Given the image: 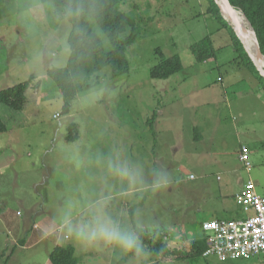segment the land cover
<instances>
[{"label": "rangeland", "instance_id": "1", "mask_svg": "<svg viewBox=\"0 0 264 264\" xmlns=\"http://www.w3.org/2000/svg\"><path fill=\"white\" fill-rule=\"evenodd\" d=\"M209 3L125 0L120 9L134 17L137 30L127 49L130 71L114 77L105 67L98 72L99 83L80 91L65 114L48 69L68 64L72 24L52 3L0 0V91L29 83L23 110L0 101L8 126L0 133V254L14 247L8 244L13 228L35 213V221L55 222V234L76 247L79 264H153L156 256L128 215V205L139 200L137 192L141 198L148 190L151 194L136 225L163 228L177 250H189L190 242L203 236L201 221L240 215L235 195L248 181L264 195V87L239 61L229 30L208 11ZM91 22L110 50L107 36ZM206 36L215 55L202 61L193 46ZM161 54L179 55L184 69L169 78L152 77ZM74 122L79 139L71 141ZM195 124L203 140L197 139ZM243 146L250 147L251 170L240 159ZM123 164L139 173L138 183L120 179L110 168ZM161 177L166 182L156 186ZM89 209H102L133 232L141 254L67 237L64 215L76 218ZM54 235L17 247L11 264L50 257ZM179 256L160 264H206L203 258ZM207 261L264 264L259 256Z\"/></svg>", "mask_w": 264, "mask_h": 264}, {"label": "trees", "instance_id": "2", "mask_svg": "<svg viewBox=\"0 0 264 264\" xmlns=\"http://www.w3.org/2000/svg\"><path fill=\"white\" fill-rule=\"evenodd\" d=\"M40 1L42 3L54 4L72 24L68 37L70 47L68 64L64 67L52 66L48 69L49 77L54 80L64 99L63 113L69 114L72 108V100L84 88H91L99 83L98 72L102 69L109 67L114 77L127 74L130 71L127 49L136 38V23L134 17L120 9V5L125 0ZM229 1L237 7L234 10L236 20L249 31L251 30L249 21L253 25L258 36L260 49L264 54V0ZM209 2L208 11L229 30L235 49L240 57L239 61L242 62L244 67L253 72L252 74L264 87V76L258 71L235 29L222 15L216 0H209ZM92 19L107 36L112 46L110 50L106 49L102 37L96 32L91 22ZM251 33L255 40L252 30ZM193 50L198 59L202 61L208 60L215 55L214 42L210 36H206L200 45H194ZM161 55V61L151 69L152 77L169 78L184 69L183 61L179 55L168 57L163 54ZM28 87L29 83L25 82L3 89L0 91V101L15 110H23L27 104L26 92ZM156 116L157 112L150 119L152 125L155 123V120L158 121ZM7 130L8 126L0 116V133ZM77 139H79V126L74 122L70 127L68 140L75 141ZM192 177L194 176L191 175ZM150 194L151 192L148 190L141 198V193L137 192L136 197L139 200L128 205V215L133 222L134 231L139 235V238L150 252L156 256L157 259L153 264H160L162 258L176 254H180L179 257L191 258L192 260L203 258L206 259V264L207 262L210 264L207 258L203 256L208 247L204 235L192 240L189 250H177L170 247L168 243L170 237L163 228L152 230L136 225L137 212L146 204ZM203 222H201V225ZM3 255L0 254V264H9V258H4ZM49 256L52 264H79L76 247L73 244L64 243L55 245ZM2 258L3 260L1 261Z\"/></svg>", "mask_w": 264, "mask_h": 264}, {"label": "built area", "instance_id": "3", "mask_svg": "<svg viewBox=\"0 0 264 264\" xmlns=\"http://www.w3.org/2000/svg\"><path fill=\"white\" fill-rule=\"evenodd\" d=\"M250 153L247 146L242 147L240 159L248 170L252 168ZM235 198L248 216L204 221L202 229L208 245L205 258L214 256L223 263L251 256L264 258V195L250 180Z\"/></svg>", "mask_w": 264, "mask_h": 264}, {"label": "clouds", "instance_id": "4", "mask_svg": "<svg viewBox=\"0 0 264 264\" xmlns=\"http://www.w3.org/2000/svg\"><path fill=\"white\" fill-rule=\"evenodd\" d=\"M110 168L116 176L128 180L130 184L139 182V173L131 170L126 164L110 165ZM165 182L162 177L158 178L156 186ZM63 220L68 236L75 237L80 243L94 245L103 242L106 245L119 247L125 252H135L137 255L142 252L138 237L102 209H89L76 218L65 214Z\"/></svg>", "mask_w": 264, "mask_h": 264}, {"label": "crops", "instance_id": "5", "mask_svg": "<svg viewBox=\"0 0 264 264\" xmlns=\"http://www.w3.org/2000/svg\"><path fill=\"white\" fill-rule=\"evenodd\" d=\"M194 130L197 134V139L203 140L204 136L200 132L199 125L195 124ZM139 154H140V152H139ZM250 155H251V153H250ZM245 187H246V185H244V187L241 190H243ZM235 200H236V198H235ZM236 203L238 204L237 201H236ZM239 207H240L242 213L245 214V216L242 215V213H241L240 215L235 216V217H221V218L210 217V218L205 219L204 221L210 220V219H230V218L231 219H242V218H245L246 212L241 208L240 205H239ZM34 215H35V213H32L31 217L25 218L23 220V222L21 223V225H17L13 228V230L11 232L13 234V237L11 239L9 238L8 244H10L11 246L13 245L14 247L12 248V250L9 253H6V252L2 253V255L4 254L3 255L4 258H9V264L13 263V261L17 258V251H16L17 247L22 249V247L26 248V247L34 246L41 239L42 236L45 238H48L49 236H53L55 234V231L57 233V231L59 230V227L55 226V222L50 221L48 218H46L44 221H41V220L35 221ZM201 222H203V221H201ZM48 223H50L52 226L48 227ZM39 227L41 229H43V231H44L43 233L40 232L41 230L38 231ZM54 236H55V241H54L55 245L64 244L62 242L64 236H62L61 234H55ZM66 236H68V234ZM49 255H50V253H49ZM263 260H264V258H263ZM36 264H52V262H51L50 257H48L46 259L37 258Z\"/></svg>", "mask_w": 264, "mask_h": 264}, {"label": "water", "instance_id": "6", "mask_svg": "<svg viewBox=\"0 0 264 264\" xmlns=\"http://www.w3.org/2000/svg\"><path fill=\"white\" fill-rule=\"evenodd\" d=\"M218 6L220 7V10H221V13L222 15L224 16V18L232 25V27L235 29L238 37L240 38V40L242 41L246 51L248 52L250 58L252 59V61L254 62L255 66L257 67L258 71L260 72V74L262 76H264V69L262 68L261 64L259 63V61L257 60L256 56L250 51V49L248 48V45H247V39H248V34L250 33L251 34V30L254 34V37H255V40H256V43H257V46H258V49H259V53L260 55L264 56L262 50L260 49V45H259V42H258V36H257V33L253 27V25L251 24V22L249 21L250 23V26H251V30L248 31V29H246V27L244 28L242 25H238L236 26L235 24H233L232 22H230L227 17L225 16V14H231L233 15L234 14V10H236V6H234L229 0H216ZM245 14V13H244ZM230 15V16H231ZM246 16V15H245ZM247 17V16H246Z\"/></svg>", "mask_w": 264, "mask_h": 264}, {"label": "bare ground", "instance_id": "7", "mask_svg": "<svg viewBox=\"0 0 264 264\" xmlns=\"http://www.w3.org/2000/svg\"><path fill=\"white\" fill-rule=\"evenodd\" d=\"M240 11L242 12V10L240 9ZM225 14V16L227 17V19L232 22L233 24H235L236 26L238 25H242L241 23H239L236 18L234 17V14ZM243 26V25H242ZM249 31V30H248ZM247 45L248 48L250 49V51L256 56L257 60L259 61V63L261 64L262 68L264 69V56L260 55L259 53V49L257 46L256 41L254 40L252 33L248 34V39H247Z\"/></svg>", "mask_w": 264, "mask_h": 264}]
</instances>
